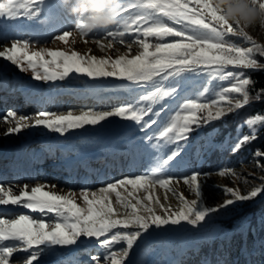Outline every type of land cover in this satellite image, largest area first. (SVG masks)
Masks as SVG:
<instances>
[{"label": "snow or ice", "instance_id": "snow-or-ice-1", "mask_svg": "<svg viewBox=\"0 0 264 264\" xmlns=\"http://www.w3.org/2000/svg\"><path fill=\"white\" fill-rule=\"evenodd\" d=\"M42 4L43 0H6L0 2V16L15 19L22 13L27 19H37L41 17ZM259 6L264 8V0H260ZM117 7L116 24L122 26L123 31H108L107 36L118 35L123 38L126 34L132 35L133 40H121L128 45L129 55L98 59L95 56L82 57L75 51L70 55L64 51L46 49L29 53L30 42L17 39L10 47L0 51V58L16 65L22 72L31 69L33 79L37 81L65 80L71 73L83 74L92 79L113 77L148 88L146 94L140 95L135 103H126L113 110H87L78 115L71 111L67 114L41 111L31 117L8 110L0 116V121L10 125L4 135H16L25 129L40 126L63 134L70 129L100 125L108 118L119 117L139 125V130L145 133L144 139L149 142L154 139L187 141L199 127L219 121L225 115L264 96V89L250 94L248 86L253 85L254 81L247 78L243 71H236L264 69V64L254 55L256 53L264 57V45L244 47L233 43L229 39L233 35H240L249 42L252 38L238 23L228 21L212 0H120ZM43 22L48 23L49 18L45 16ZM81 34L87 35L83 31ZM69 36L70 33L65 31L57 38L65 41ZM150 37L155 38L156 42L150 43ZM133 42L141 49L139 54L130 55ZM107 47L111 48L112 44L109 43ZM46 56L51 59H46ZM229 67L233 70H228ZM197 69L202 73L211 69L214 79L231 80L233 83L223 87L210 103L200 102L203 92L196 98H187L171 117L170 123L158 133L151 132L166 110L164 106L158 109L154 106L162 104L165 99H175L179 93L176 86L161 87L155 78L166 81ZM244 124L251 134L237 137L230 148L233 152L256 139L258 126H264V114L256 113L246 118ZM181 151L182 148L177 144L165 156L156 158L150 174L145 172L124 177L96 190L82 189L78 194L75 191L62 194L52 190L56 185L41 183L32 187L24 184L19 194L15 195L16 186L0 183V205H21L32 212L54 213L56 217L54 224L27 214H19L16 218H0V264H9L18 248L29 253L24 264H35L43 250L41 246L53 249L57 246H74L81 237L98 248L95 254L89 253V264H130L134 248L153 228L180 225L182 221L198 225L210 214L230 211V206L236 202L250 201L264 193V183L253 187L247 194H241L239 189L233 187H225L224 191L232 198L218 206L201 207L198 210L197 201L202 196L199 177L203 175L207 178L211 173L193 172L180 178H174L170 173L166 177L161 175L165 166L171 167L175 163ZM255 156L264 158V152L257 150ZM217 174L225 177L235 175V172L225 167L217 170ZM174 179L176 183L182 179L197 197L188 201L181 193L178 197L181 203L179 210L166 208L149 191L156 185L168 189ZM129 186L131 191L128 190ZM140 189L148 193L144 199L135 195ZM112 194H115V204ZM78 199L82 204L77 202ZM154 204L159 205L165 214H156ZM9 241L19 244L3 243Z\"/></svg>", "mask_w": 264, "mask_h": 264}, {"label": "rangeland", "instance_id": "rangeland-1", "mask_svg": "<svg viewBox=\"0 0 264 264\" xmlns=\"http://www.w3.org/2000/svg\"><path fill=\"white\" fill-rule=\"evenodd\" d=\"M0 2H6V0H0ZM60 9L64 8L60 5L59 0H43V4L41 5V17L37 19H27L22 13L15 19H9L7 16H1L0 21L2 22V25L0 26V36H3V39L0 40L1 48H8L14 40L19 39L30 42L28 49L29 53L32 51L46 49L64 51L70 55L71 52L75 51L82 57L86 58L89 56H95L98 59L109 57L116 58L119 55H129L128 45L126 43H122L121 40H133L132 35L126 34L123 38L118 35L116 37L107 36L108 31H123L122 26L117 24L110 25L103 31L97 29L93 32L87 33V35H82L81 30L77 27V17L71 15H69V17H65L61 13L59 14L58 10ZM45 16L49 18L48 23L43 22ZM59 17L60 19L58 21L61 24H68H66V26L62 29L50 31L53 20ZM62 20L66 21H63V23ZM65 31L69 32L70 36L67 37L65 41L59 40L57 37L62 35ZM245 32L252 38L251 43L243 40V37L240 35H233L229 37V39L237 46L253 47L254 44L264 45V31H262L259 27L247 29ZM151 38L153 37L148 38L149 42L155 43L156 39L151 40ZM171 39L172 38H166V40ZM109 43L112 44L111 48L107 47ZM140 51L141 49L139 46L133 42L131 44L130 55L139 54ZM45 58L49 60L51 59V57L47 56ZM4 68L7 69V72H3ZM10 70L14 71L10 72ZM228 70L233 69L229 67ZM236 71H241V69H237ZM0 74L2 77L6 75L9 80H13L18 84L14 87L8 85L9 90L0 91V111H4L6 113L8 110H15L20 114H25L31 117H34L41 111H47L55 114H67V112L71 111L74 115H78L82 111L87 110H113L114 108L126 103H119L114 107L103 106L100 103L110 102L112 100L120 102L123 100L125 91L118 88L120 86L135 85L127 80L113 77L92 79L86 75L77 73H71L69 77L65 78V80L37 81L33 79V72L31 69L22 72L12 63L9 66L1 68ZM187 80L191 82L190 85L188 87H184V84H181L179 88H184L183 91L187 92V98H196L201 92H203L204 96L201 98L200 102L204 103H210L212 99L216 98V94L221 91L223 87H228L231 83H233L231 80L220 81L218 79H214L211 69H208V71L203 73L199 69L194 72H189ZM160 86L163 87L162 84H160ZM29 88L30 91H28ZM60 88L67 89V91L58 95L59 98H62L59 103L60 107H53L52 104H58L59 101L50 102V95L55 93V90ZM138 88L142 87L138 86ZM187 89L190 90L189 93ZM205 89H207V91H205ZM185 101L186 99L181 100L179 105L175 108V111L166 116L161 124L158 121V123L154 125L150 131L158 133L163 126L170 123L171 117L175 115V112L181 108L182 103ZM70 103H72V105H70ZM128 103H135V101ZM260 127L261 126H258L257 131ZM216 130L217 128L208 131L205 139L199 142L194 148V161L200 163L203 158L202 155L206 158V161L200 170L190 167L184 174L181 175L170 173L174 178L190 175L193 172L211 173V175L207 178L203 175L199 177V180L202 182V196L197 201L198 210L201 207L218 206L224 200L232 198L224 191L225 187H233L239 189L241 194H247V192L253 187L260 186L264 183V180H262V178H264V167L258 166V164L264 165V158L256 157L255 154L249 150L246 154L238 157L236 161L229 165L224 163L225 160L221 158H218L217 161L212 164L210 160H207L208 157L214 153L215 148H217L216 151L219 155L224 154L225 151L233 152L230 148L231 145L236 142V138L246 134H251V130L243 122L237 126L235 133L231 137L229 134H226L224 139L218 143L214 138ZM144 137L145 133L139 130V125L136 127L134 122L123 120L119 117L108 118V120L102 122L100 125H85L83 128L70 129L63 134L53 132L40 126L38 134L34 136L32 142L24 146V149H31L32 155H35L37 159L41 158V162L39 165L34 164L33 161L29 163L26 175L40 174L39 179L35 180V182H38L37 184L43 183L49 186L56 185L57 187L52 190L59 191L62 194L70 191H75L78 194L82 189L96 190L109 182H114L115 180L128 176L144 174L142 162L144 163L145 161L141 159L134 172H122L113 167L112 174H115V177H110L109 173L106 172L104 177H101L103 174L102 172L100 173L101 167L104 161L109 160L106 152L102 150V145H104L107 149H111L112 152L117 153L118 151H123L128 148H137L142 141L149 143V141L144 139ZM89 138L95 139L98 143L93 144L89 141ZM154 140L156 142H166L159 141L157 139ZM226 144L227 146H225ZM136 159L137 158L135 157L134 165L137 164L135 162ZM86 160L91 161V166L96 167L97 169L95 173H90L91 177L88 175L81 177L82 170H76L73 167L74 164L80 165ZM225 167L233 169L235 175L230 174L225 177L219 176L217 174V170ZM152 168L153 167H151V169ZM168 174L169 173L164 170L161 171L162 176L166 177ZM7 181L8 180L3 179L0 180V183L6 184ZM128 190L131 191L130 186ZM121 191L124 195H127L126 192H123V189H121ZM149 191L154 197L159 198L161 204L171 210H179L181 208V203L178 198L181 193H183L184 197L188 201L197 199L193 191L189 186L183 183L182 179L179 183H176L174 179L168 189L156 185L155 187L150 188ZM147 194L148 193L143 189L135 192V195L141 199H144ZM260 198H264V193H261L258 197L253 198V200L250 201L236 202L230 206V211L210 214L204 221H201L204 223V225H202L203 229L200 233H198L196 238L188 237L186 230L189 227V224L186 221H182L180 225H166L159 229L153 228L149 233L154 236H152V238H145L147 237L146 235L134 248L130 256V264H172L175 258L169 255L166 246L161 245V249H163V256L156 259L158 252L146 245L147 241L156 243L164 240L165 238L153 237H155V235L164 234L165 232H168L169 234L171 233L174 237H178L172 239H177L184 248L198 249L199 244L197 242L205 238L212 239L216 236L229 237L233 232H245L248 228H250L251 231H254L255 225L264 224V209H250L258 203ZM112 199L115 204V194H112ZM77 202L82 204V201L79 199ZM153 207L156 214H165L159 205L154 204ZM121 211H123V209H121ZM45 213H38L37 216L31 214L27 215H31L36 219H42L46 223L54 224L56 222L55 214ZM235 214H239V216L235 221L231 222L232 225H225L218 221L227 219ZM18 215L19 214H17L16 217ZM18 244L19 242L16 245ZM76 246L78 254L75 259L65 256L67 258H64L62 261L54 263L50 260L48 262L51 256H49L48 252L43 251L36 263L89 264V253L95 254L98 251L97 246L94 243L89 242L84 237L80 238V242H78ZM122 246L123 245H118L117 247ZM256 248V251L253 249L252 254H257L255 264H260L262 255L258 253V245ZM238 252L243 256L246 255L242 247H239ZM16 253L17 251L14 252L13 255Z\"/></svg>", "mask_w": 264, "mask_h": 264}, {"label": "trees", "instance_id": "trees-1", "mask_svg": "<svg viewBox=\"0 0 264 264\" xmlns=\"http://www.w3.org/2000/svg\"><path fill=\"white\" fill-rule=\"evenodd\" d=\"M61 10V11H60ZM59 14L61 13L65 17H69V14L65 9H60ZM62 17V16H60ZM59 18H55L52 22L51 30L62 29L66 26V24H61L58 20ZM52 18V17H51ZM66 21V20H62ZM64 23V22H63ZM116 25V24H114ZM106 27L100 28V31H103ZM155 38H151L153 40ZM255 58H257L262 64H264V57L256 55L254 53ZM245 73L247 78H250L254 81L253 85H249L250 94H256L260 89H264V69L260 70H252V69H241ZM189 72L181 73L180 76L170 77L168 80H161L160 77H156L155 79L162 84L163 87H172L176 86L179 89V93L175 99H165L162 104L155 105V108H160L161 106L165 107V111L159 117V123L161 124L166 116L173 113L175 108L179 105L181 100L187 99V92L183 91L184 88H179L181 84H184V87H188L191 82L187 80V75ZM197 87V86H196ZM118 89H122L125 91L123 100L117 102L116 100H112L110 102H101L100 104L103 106L114 107L119 103H128L136 101V99L142 95L146 94L149 90L148 88H138V86H120ZM188 93L190 92L189 89ZM192 90V89H191ZM55 93H52L49 100L50 102L59 101L58 104H52L53 107H60L59 103L62 98H59L58 95L63 94L67 89L60 88L55 90ZM115 99V98H112ZM48 100V101H49ZM147 103V102H145ZM72 105V103H70ZM256 113L264 114V96H262L259 100L253 101L248 104L246 107L239 109L236 112L225 115L219 121H214L205 126L199 127L196 131H193L190 134V138L187 141H173V142H156L155 140L145 143L142 141L140 145L135 148H128L123 151H118L117 153L112 152L111 149L105 148L102 145V150L106 152L107 158L109 160L104 161L101 171L102 176L104 177L105 172L109 173L110 177H115V174H112V169L117 168L120 171H128L134 172L138 167L139 161L143 159L145 162H142L143 173L151 172V167L155 166V159L158 157H163L169 151L175 149L177 144L182 148L180 156L177 158L175 163L171 165V167L165 166L163 169L167 173H175V174H184L187 169L190 167L200 170V168L204 165L206 158L202 155V160L200 163H197L193 160V152L196 145L203 141L207 136L208 131L217 128L214 138L220 143L226 134H229L231 137L237 128V126L245 121L246 118L253 116ZM136 127L138 125L136 124ZM144 140V139H143ZM89 141L93 144H97L93 138H89ZM152 145H163L162 147H152ZM217 148L211 156L208 157L207 160L215 163L218 158L224 159L226 164H231L236 161L238 157L244 155L249 150L252 153H256L257 150L264 152V126H261L260 129L256 132V139L252 140L250 143H246L243 147L239 148V150L235 152L225 151L224 154H217ZM213 151V150H212ZM136 159V165H134V158ZM81 165V166H80ZM80 165H73V167L77 169H81V177L85 175L90 176V173H95L97 170L96 167L91 166V161L86 160L82 162ZM111 169V170H109ZM110 171V172H109ZM98 177V175H97ZM256 208L264 209V198H260L258 203L255 204L251 210ZM236 215V216H235ZM227 219L218 220L220 223L225 225H232L231 222L235 221L239 214H235ZM241 215V213H240ZM254 223V222H253ZM204 223L200 222L198 225H188L189 227L186 230L189 238H196L198 233L203 229ZM255 230L251 231L250 228L246 229L245 232L237 231L233 232L231 236H216L212 239H202L197 243L199 244L198 249H189L184 248L171 233L165 232L161 235H155L153 238H165L164 240L158 241L156 243H151L149 241L146 242V245L149 246L154 251H157L156 259L163 256L162 246H166L168 249L169 255L173 256L175 260L172 264H255L257 260V254H252L253 249L256 251V246L259 247V254H261V262L260 264H264V224L255 225ZM152 234H147L145 238H152ZM166 241V242H164ZM168 245V246H167ZM239 247L243 248L246 255L243 256L238 252Z\"/></svg>", "mask_w": 264, "mask_h": 264}, {"label": "clouds", "instance_id": "clouds-1", "mask_svg": "<svg viewBox=\"0 0 264 264\" xmlns=\"http://www.w3.org/2000/svg\"><path fill=\"white\" fill-rule=\"evenodd\" d=\"M119 2L120 0H59L69 15L77 17V26L86 33L116 24ZM212 3L217 10H222L228 21L238 23L244 30L259 27L264 31V8L259 6L260 0H212Z\"/></svg>", "mask_w": 264, "mask_h": 264}, {"label": "bare ground", "instance_id": "bare-ground-1", "mask_svg": "<svg viewBox=\"0 0 264 264\" xmlns=\"http://www.w3.org/2000/svg\"><path fill=\"white\" fill-rule=\"evenodd\" d=\"M0 19H1V16H0ZM1 25H2V22L0 21V26ZM2 39H3V36H0V40H2ZM3 50L4 49H2L0 46V51H3ZM10 64L11 63L9 61H7L3 58H0V69L3 67L9 66ZM11 71L13 72L14 70H10V72ZM4 85H7V86L9 85L11 87L12 86L14 87V86H17L18 84H17V82H15L13 80H9V78L6 75L4 77H2L0 74V91L2 90L1 89L2 87H5ZM28 91H30V88ZM4 113H5L4 111H0V116H2ZM9 126H10L9 124H7L3 121H0V149L13 150V151H16L19 153H21V150L24 148V146H26L28 143L32 142L34 136L38 134V130L40 128V127H32L29 129H25L20 134L7 135L6 136L3 133L5 132L6 128ZM38 163H40V162H38ZM39 175L40 174H38V175L37 174H34V175L18 174V175L10 176L9 179H7L8 181L5 185L16 186L14 188L13 194L18 195L20 187H22L24 184H28L30 187L38 185L37 184L38 182H35V180L39 179ZM9 207H12L15 209L13 211H11L8 215H6L5 213L2 212V209L9 208ZM22 207L23 206H21V205H7V206L0 205V217H2V218L3 217L4 218H15L16 215L20 214V213H26V214H31V215L37 216L39 213V212H32L31 210L24 208V207L22 209ZM16 208H18V209H16ZM25 209H27L28 211H26ZM29 211L32 213H30ZM3 243L7 244V245H13V244H17L18 242L9 241V242H3ZM41 248L43 249L41 251V253L43 251H45V252H48L49 256H51V258L48 260V262L50 260H52V262H54V263H56L57 261H62V260H64V258H67V257H71V258L75 259L77 257V254H78V249H77L76 245L68 246V247H64V248L57 246L54 249L53 248H45V246H41ZM28 255H29L28 252H24V251H21L18 249L17 253L15 255H13V257L10 258L9 264H24V260ZM65 256H67V257H65ZM35 264H38V263L35 262Z\"/></svg>", "mask_w": 264, "mask_h": 264}, {"label": "water", "instance_id": "water-1", "mask_svg": "<svg viewBox=\"0 0 264 264\" xmlns=\"http://www.w3.org/2000/svg\"><path fill=\"white\" fill-rule=\"evenodd\" d=\"M3 72H7V69H6V68H4V69H3Z\"/></svg>", "mask_w": 264, "mask_h": 264}, {"label": "built area", "instance_id": "built-area-1", "mask_svg": "<svg viewBox=\"0 0 264 264\" xmlns=\"http://www.w3.org/2000/svg\"><path fill=\"white\" fill-rule=\"evenodd\" d=\"M242 39L245 40L244 38H242ZM245 41L248 42V43H251V42H249V41H247V40H245ZM248 43H247V44H248Z\"/></svg>", "mask_w": 264, "mask_h": 264}]
</instances>
